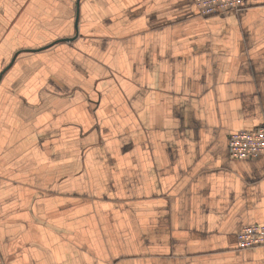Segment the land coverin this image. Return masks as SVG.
Masks as SVG:
<instances>
[{
	"label": "crops",
	"instance_id": "1",
	"mask_svg": "<svg viewBox=\"0 0 264 264\" xmlns=\"http://www.w3.org/2000/svg\"><path fill=\"white\" fill-rule=\"evenodd\" d=\"M10 1L28 20L0 39V242L18 264H264L236 237L264 222V155L228 148L264 125V0L210 17L193 0Z\"/></svg>",
	"mask_w": 264,
	"mask_h": 264
},
{
	"label": "built area",
	"instance_id": "2",
	"mask_svg": "<svg viewBox=\"0 0 264 264\" xmlns=\"http://www.w3.org/2000/svg\"><path fill=\"white\" fill-rule=\"evenodd\" d=\"M204 17L238 13L245 0H193ZM228 148L235 158L253 159L264 155V125L254 129L234 131L229 136ZM238 249L248 250L264 246V222L242 226L237 234Z\"/></svg>",
	"mask_w": 264,
	"mask_h": 264
},
{
	"label": "rangeland",
	"instance_id": "3",
	"mask_svg": "<svg viewBox=\"0 0 264 264\" xmlns=\"http://www.w3.org/2000/svg\"><path fill=\"white\" fill-rule=\"evenodd\" d=\"M23 3L16 4L15 1H10L7 3V8H5L6 11L3 9H0V39L5 37L11 30L14 31V34H16V39H21L22 37L26 40L27 35L25 34L24 31V25L28 23V20H22L19 17L11 19V16H8L7 11L8 10H13V11H21V7L19 5H22ZM68 4L71 6L72 14H73V9H74V0H68ZM1 11H3L1 13ZM23 12H20V16L22 15ZM210 17V16H209ZM40 22L42 24V27L44 31L47 32V34L50 35H55L56 31V25L53 24L54 18L53 15H50L49 13H45L40 17ZM33 21V19H31ZM53 26V27H52ZM51 31V32H50ZM2 40V39H1ZM48 40L47 38L43 39ZM7 62V60L3 61L1 65H4ZM17 74L13 73V75L10 76V78L5 82V90H11L14 88V80L16 79ZM82 198V196H80ZM59 222H65V215L59 216ZM48 225L44 224L42 226V230L48 231ZM71 229L73 231L74 228L72 227H64V226H59L57 229V235L59 238L66 236V230ZM3 230V228H1ZM29 230L33 231V228H29ZM39 231V229H38ZM40 232V231H39ZM53 233V232H52ZM80 233V231H78ZM237 236V235H236ZM20 243H15V242H0V264H18V252L21 250Z\"/></svg>",
	"mask_w": 264,
	"mask_h": 264
}]
</instances>
